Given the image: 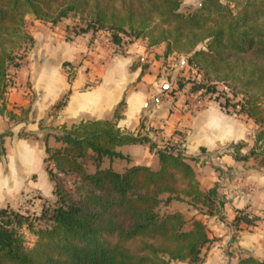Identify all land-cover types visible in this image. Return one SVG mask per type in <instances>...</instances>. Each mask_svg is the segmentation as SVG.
<instances>
[{
    "label": "trees",
    "instance_id": "trees-1",
    "mask_svg": "<svg viewBox=\"0 0 264 264\" xmlns=\"http://www.w3.org/2000/svg\"><path fill=\"white\" fill-rule=\"evenodd\" d=\"M183 1L0 0V99L7 93L9 68L19 66L14 53L23 40L33 43L24 31L26 16L56 24L71 14H80L87 21L84 31L107 28L117 33L112 42L118 45L123 42L118 33L147 39L151 46L165 44L166 57L185 53L189 63L211 81L226 83L233 96L240 94L241 100L231 106L239 107L238 114L253 120L259 130L248 154H241L245 143L233 145L234 157L238 161L264 160V0H202L190 13L181 11ZM207 91L215 92V86H208ZM230 101L227 98L221 106L228 108ZM124 106L122 101L112 120L83 121L56 136L63 148L46 161L79 177L78 197L64 188L53 168H47L57 197L54 205L43 208L39 218L48 225L35 228L23 214L0 209V264L203 263L205 249L215 241L205 224L193 219L186 229L188 220L182 213L162 215L159 209L172 201L187 202L214 216L224 205L218 185L201 190L188 157L173 148L156 150V171L142 165L123 172L102 169L105 158H126L118 147L148 141L118 127ZM10 134L0 135V148ZM46 153H50L49 148ZM85 158L93 160L94 173L87 172L80 162ZM234 221L236 226H254L260 218L238 211ZM23 228L37 238L31 248L25 244ZM237 264L264 261L244 257Z\"/></svg>",
    "mask_w": 264,
    "mask_h": 264
},
{
    "label": "crops",
    "instance_id": "crops-1",
    "mask_svg": "<svg viewBox=\"0 0 264 264\" xmlns=\"http://www.w3.org/2000/svg\"><path fill=\"white\" fill-rule=\"evenodd\" d=\"M27 19L33 45L21 64L9 69L7 93L0 99V134L11 131L4 138V165L0 167L4 201L16 197V178L37 174L34 168L26 170L35 159L45 163L46 150L39 146L23 147L16 154V131L37 135L44 120L67 127L88 120H112L124 101L118 127L148 140L118 147L129 162L125 168H159L157 149L180 148L201 190L218 185L224 202L220 212L209 216L193 211L192 220L203 222L209 237L215 239L202 264H237L244 257L264 261V168L260 171L250 168L249 161L236 160L232 149L239 142L251 144L254 122L212 100L198 110L187 108L186 90L177 88L175 82L179 65L172 59L177 54L166 57L165 44L151 46L140 38L118 45L109 33L73 30L69 18L56 24L33 16ZM61 101L64 104L56 108ZM16 115L20 116L17 123ZM19 142L30 144L25 138ZM181 203L189 208L187 202ZM238 211L260 217V221L254 226H236Z\"/></svg>",
    "mask_w": 264,
    "mask_h": 264
},
{
    "label": "rangeland",
    "instance_id": "rangeland-1",
    "mask_svg": "<svg viewBox=\"0 0 264 264\" xmlns=\"http://www.w3.org/2000/svg\"><path fill=\"white\" fill-rule=\"evenodd\" d=\"M201 2L202 0H184L181 6V11L183 13L193 12L199 7ZM223 2L230 3V0H223ZM30 17L31 15L26 16L25 21H24V31L26 32L27 35H29L27 27L31 22L27 18H30ZM67 18H69L70 21L73 22L72 23L73 25H71L73 30L80 31V32H87V31H84L85 28H87L86 17H82L80 14H71ZM88 32H92L93 35H95L96 33H105V32L109 33L111 40L114 36L113 34H117V33H113L111 30L107 28H101V29L99 28L96 31L90 30ZM118 34L119 36H121L123 42L124 41L129 42V41L135 40V39H132L133 38L132 35H129V34L127 35V34H122V33H118ZM32 45L33 43H31L29 40H23L21 42L20 49H17L16 53H14V56H16L15 62L18 65H20L23 59L26 57V53L32 47ZM173 54H177V55L173 57L172 62H176L179 65L177 66L178 73L176 74V78H175L176 86L179 89L186 90L185 95L187 97L185 99V102H186L187 108L192 110L194 107L193 110H198L196 109L197 99L193 95L195 93L202 92V95L200 97L203 98V100L205 101V105L206 103H208L209 100L219 103L220 106L221 104L225 105L227 102V98H229L231 100L230 106L224 109L240 117L242 116L246 117L243 114H238L239 107L235 109L231 106L235 103L237 104L241 100L242 96L240 94L237 96H233L230 87L226 83L218 82V81H211L206 76L204 71L200 70L196 65L189 63L188 61L189 55L185 53H173ZM181 85L183 86V88H181ZM199 85H203V87L199 88L197 91L192 90L194 87L199 86ZM208 86H215L216 91L208 92L207 91ZM225 87L227 88L228 91L225 89ZM59 103H63V101ZM56 108H59V107H56ZM3 111H4V108L2 112ZM52 113H53L52 115H54L55 111H53ZM21 115L23 116L22 112H21ZM10 117H11L10 120L15 119L14 116H10ZM25 118L26 117H24L23 119ZM19 119H20V116L16 115V123L19 121ZM252 122L254 121L252 120ZM40 126H41V130L37 132V135L31 133V131L25 132L23 129H20V131H16V154H17V150L23 147L26 148L27 150L35 149L34 147H37V146L45 150L46 148H49L50 153L49 154L46 153L44 165H42L40 162L39 163L36 162L35 161L36 159H35L33 163H31L30 166L26 168V170L27 169L30 170L34 168L35 172L38 175L30 174V175L22 176L20 175L22 171L21 163L18 161V156L16 155V172L20 175V178L18 179L16 178V181L19 182V185L16 184V197L14 196H9L7 198L5 197L6 199L4 201V199L0 196L2 199L0 200V209L7 208L9 210H13L20 214H23L24 216L28 217L34 223L35 228L47 227L48 225L47 221L44 219H39V218L42 215L43 208L54 205V203L57 200V197L54 194V182H51L50 179L47 177V173H46L47 168L50 167L54 169V174L57 176L59 180H61V182L64 185V188L68 190L74 198L78 197V193L76 191V185L80 181L79 177L76 174L71 173V172L66 173V172L59 171L56 168H54V163L51 160L48 159L46 161V158H48L52 153L63 148V144L57 141L56 136H61L64 132V129L69 130L74 125L68 126V127L66 125L59 126V125H54L51 121L44 120L42 121ZM258 130H259V127L255 124L253 133H252L251 144L245 143V142H239V143L246 144V146L241 150V154L246 155L253 148L254 136ZM6 132H11V131H6ZM19 138L28 139L30 144L21 145L19 142ZM2 148H4V145L3 147L0 148V156H1L0 167L1 168L3 167L2 165H4V157H5V154H4L5 152L4 153L2 152ZM232 149H233V146H232ZM9 150H10V146H9ZM174 151L175 152L181 151L184 154V152L180 148H176V150L174 149ZM247 161H249L248 166L250 168H254L260 171L264 168V160H262L261 157L250 158ZM247 161H244V162H247ZM80 162L84 165V168L89 173H94L97 170L96 166L94 165L93 160L89 158L81 159ZM128 164L129 162L127 158H124V159L117 158L113 160H110L109 158H105L103 160L101 168L102 169L112 168L113 170L117 172H123L125 171V169H127L125 168V166ZM158 169L159 168H155L153 170L156 171ZM163 198H166V195H164ZM200 208H201L200 205H196V207H194L193 205H189V208H188V206L186 207L184 204H182L179 201H173V203L169 205L162 204L159 211L162 215L168 214V213H175V212L181 213L183 211L184 213L182 214L185 216V218L186 217L188 218V222H192V217H195L193 215L194 214L193 211H195L196 209L200 211L201 210ZM184 209L186 212L184 211ZM190 227H191V224L188 223L186 225V229H189ZM22 234L24 236L26 246H28L29 248L33 247L37 239L34 233L28 230L27 228H23ZM204 252L206 256V249ZM176 262H179V261L172 262L171 264H175Z\"/></svg>",
    "mask_w": 264,
    "mask_h": 264
},
{
    "label": "built area",
    "instance_id": "built-area-1",
    "mask_svg": "<svg viewBox=\"0 0 264 264\" xmlns=\"http://www.w3.org/2000/svg\"><path fill=\"white\" fill-rule=\"evenodd\" d=\"M225 89L227 90L226 87H225ZM201 95H202V92H198V93H195L193 95L197 99L196 109H201L205 105V101L203 100V98L200 97ZM193 109H194V107H193Z\"/></svg>",
    "mask_w": 264,
    "mask_h": 264
}]
</instances>
